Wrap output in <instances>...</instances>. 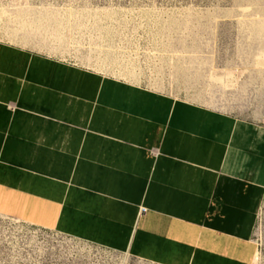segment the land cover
<instances>
[{
    "label": "crops",
    "instance_id": "obj_1",
    "mask_svg": "<svg viewBox=\"0 0 264 264\" xmlns=\"http://www.w3.org/2000/svg\"><path fill=\"white\" fill-rule=\"evenodd\" d=\"M22 43L0 40V216L147 264L256 263L264 121L237 90L173 95ZM182 82L264 87V61Z\"/></svg>",
    "mask_w": 264,
    "mask_h": 264
},
{
    "label": "rangeland",
    "instance_id": "obj_2",
    "mask_svg": "<svg viewBox=\"0 0 264 264\" xmlns=\"http://www.w3.org/2000/svg\"><path fill=\"white\" fill-rule=\"evenodd\" d=\"M0 40L173 95L235 89L239 113L264 121V87L182 82L197 70L264 61V0H0ZM255 239V264H264V205ZM0 264L147 263L0 216Z\"/></svg>",
    "mask_w": 264,
    "mask_h": 264
},
{
    "label": "built area",
    "instance_id": "obj_3",
    "mask_svg": "<svg viewBox=\"0 0 264 264\" xmlns=\"http://www.w3.org/2000/svg\"><path fill=\"white\" fill-rule=\"evenodd\" d=\"M160 152H159V150L158 149H153L152 150V154L153 155H158Z\"/></svg>",
    "mask_w": 264,
    "mask_h": 264
}]
</instances>
